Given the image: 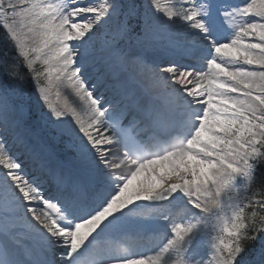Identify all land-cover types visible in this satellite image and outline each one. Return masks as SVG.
<instances>
[{
  "label": "snow or ice",
  "instance_id": "obj_1",
  "mask_svg": "<svg viewBox=\"0 0 264 264\" xmlns=\"http://www.w3.org/2000/svg\"><path fill=\"white\" fill-rule=\"evenodd\" d=\"M0 29V264H264V0H0Z\"/></svg>",
  "mask_w": 264,
  "mask_h": 264
},
{
  "label": "rangeland",
  "instance_id": "obj_2",
  "mask_svg": "<svg viewBox=\"0 0 264 264\" xmlns=\"http://www.w3.org/2000/svg\"><path fill=\"white\" fill-rule=\"evenodd\" d=\"M33 99L31 100L33 102V105L35 106V101H34V94L32 93ZM38 146H41L40 143H37Z\"/></svg>",
  "mask_w": 264,
  "mask_h": 264
},
{
  "label": "bare ground",
  "instance_id": "obj_3",
  "mask_svg": "<svg viewBox=\"0 0 264 264\" xmlns=\"http://www.w3.org/2000/svg\"><path fill=\"white\" fill-rule=\"evenodd\" d=\"M163 54V52H161L159 55H162Z\"/></svg>",
  "mask_w": 264,
  "mask_h": 264
}]
</instances>
